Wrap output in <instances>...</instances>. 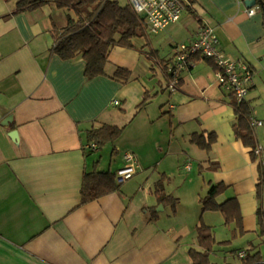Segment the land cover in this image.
<instances>
[{"label": "crops", "instance_id": "crops-1", "mask_svg": "<svg viewBox=\"0 0 264 264\" xmlns=\"http://www.w3.org/2000/svg\"><path fill=\"white\" fill-rule=\"evenodd\" d=\"M19 1L0 0V264H193L202 221L217 241L212 263L243 264L241 250L263 259L264 183L258 197L261 167L254 147L236 136V98L211 59L196 54L173 92L166 64L177 44L213 26L225 53L254 70L245 101L263 120L253 131L264 144V11L249 15L244 0H188L178 22L158 33L147 27L133 47L114 46L106 74L88 77L81 54L54 51V24L65 27L75 12L46 3L14 13ZM118 67L130 70L128 81L113 76ZM103 124L124 127L109 157L98 155L99 145L85 148L88 130ZM210 133L209 149L191 141ZM128 152L139 165L134 176L83 202L85 173L116 174ZM160 180L178 199L175 208L159 201ZM216 184L223 186L218 202L238 201L241 225L202 210Z\"/></svg>", "mask_w": 264, "mask_h": 264}, {"label": "trees", "instance_id": "trees-1", "mask_svg": "<svg viewBox=\"0 0 264 264\" xmlns=\"http://www.w3.org/2000/svg\"><path fill=\"white\" fill-rule=\"evenodd\" d=\"M46 3H54L59 8L72 10L76 18L69 15L65 27L59 28L54 24L53 37L55 40L54 51L63 58H74L78 54L86 60V76L94 77L106 74L105 66L108 55L114 46L133 47L134 39L146 33L147 25L144 17L139 15L129 3L122 6L116 0H20L14 13L35 9ZM264 7V0L262 1ZM114 77L126 82L130 78V70L118 67L113 74ZM146 94L143 102L138 105L137 112L141 111L149 102ZM236 112L234 130L236 136L242 138L247 145L256 146L253 127L250 124L252 116L251 108L246 101H233ZM124 127L103 124L100 127H92L88 130L89 142H96L99 146L108 142H115L122 134ZM216 140V135L210 133L193 134L191 141L203 149H209ZM261 169L260 183L258 185V197H260L261 185L264 183ZM120 184L116 182V174L112 171L93 170L86 172L82 186V201L87 202L98 198L111 191L119 189ZM260 188V189H259ZM222 184L212 185L208 194L201 199L202 210L221 211L230 223L237 219L241 225L239 216V203L236 198L218 202L216 197L222 193ZM155 193L161 202L172 203L176 207L178 199L165 192L163 181L156 184ZM260 231L264 233V209L259 211ZM198 241L201 249L192 248L189 253L193 264H214L210 260L217 241L211 226L203 221L197 227ZM225 241L223 242L226 244ZM220 244V243H219ZM243 259V264H256V255L249 253Z\"/></svg>", "mask_w": 264, "mask_h": 264}, {"label": "built area", "instance_id": "built-area-1", "mask_svg": "<svg viewBox=\"0 0 264 264\" xmlns=\"http://www.w3.org/2000/svg\"><path fill=\"white\" fill-rule=\"evenodd\" d=\"M134 10L144 17L145 23L151 33H158L169 25L178 22L187 8L188 0H128ZM260 6L248 8L247 13L254 15ZM200 54L205 58L211 59L216 65V75L218 81L225 86L235 96L238 102L245 101L249 94L254 79V70L245 60L234 59L227 55L220 44V38L215 28L209 24H203L190 42L177 44L175 55L166 64L168 74V89L176 91L180 81L181 73L194 60V56ZM119 101L114 100L117 104ZM253 128L261 126L263 120L254 116L250 118ZM85 148L97 150L98 144L91 142ZM253 151L260 163L264 175V147L256 144ZM125 164L117 170L116 179L121 183L134 176L138 171L139 165L136 156L132 152L124 155ZM190 168V166H188ZM264 178V176H263ZM243 258L247 255L246 250L238 253ZM256 264H264V258Z\"/></svg>", "mask_w": 264, "mask_h": 264}, {"label": "rangeland", "instance_id": "rangeland-1", "mask_svg": "<svg viewBox=\"0 0 264 264\" xmlns=\"http://www.w3.org/2000/svg\"><path fill=\"white\" fill-rule=\"evenodd\" d=\"M199 9V8H198ZM149 34V38L151 39V38H153L154 37V35L153 34H150V33H148ZM159 79H161L162 81H164L165 79H164V77H162V76H160L159 75ZM261 145L264 147V144L263 143H261ZM113 143H106V144H104V145H101V147H99V150H98V155L100 156V154L101 153H103L102 155H103V157L105 156H107V157H109L110 156V154H111V151H112V148H113ZM120 154V152L119 151H116V152H114V154H113V156L116 158V159H113V162H114V164H117L118 162H119V160H118V155Z\"/></svg>", "mask_w": 264, "mask_h": 264}, {"label": "water", "instance_id": "water-1", "mask_svg": "<svg viewBox=\"0 0 264 264\" xmlns=\"http://www.w3.org/2000/svg\"><path fill=\"white\" fill-rule=\"evenodd\" d=\"M246 5L248 6H255L257 4H259L260 8L264 11V7L262 5V1L263 0H244ZM5 123H8V121H6Z\"/></svg>", "mask_w": 264, "mask_h": 264}]
</instances>
